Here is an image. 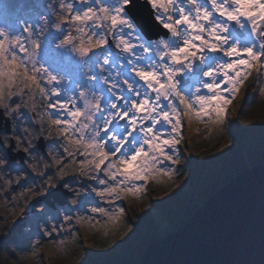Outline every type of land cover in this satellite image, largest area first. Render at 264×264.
<instances>
[{"label":"snow or ice","instance_id":"obj_1","mask_svg":"<svg viewBox=\"0 0 264 264\" xmlns=\"http://www.w3.org/2000/svg\"><path fill=\"white\" fill-rule=\"evenodd\" d=\"M39 20L0 28L8 237L21 217L121 232L122 201L179 170L185 120L223 131L264 78V0H51Z\"/></svg>","mask_w":264,"mask_h":264},{"label":"rangeland","instance_id":"obj_2","mask_svg":"<svg viewBox=\"0 0 264 264\" xmlns=\"http://www.w3.org/2000/svg\"><path fill=\"white\" fill-rule=\"evenodd\" d=\"M20 25L14 21L12 27L8 28L0 20V28L5 30H15ZM47 56L42 47L37 59ZM259 82L263 103L252 107L250 111L243 110L244 119H251L249 122L264 120V78ZM254 83L252 77H249V81L241 87L229 105L227 119L230 125L223 131L209 130L201 123L188 124L185 120L179 170L171 178L158 177L161 182L149 183L139 196H129L122 201L126 209L124 220L127 226L121 232L113 235L111 231L98 230L95 225H76L75 231L52 232L49 236L44 234L43 224L37 226V230L25 227L30 241L27 249L14 251L15 247L20 248V243L11 242L5 247L0 242V264H139L144 252L153 243L151 240L167 236L187 223L208 199H203L206 192H213V195L237 169H243V172L255 165L264 164L259 155L264 131L252 133L246 139L240 136L236 128L237 112L247 100L252 99L251 88ZM44 117L47 119L46 114ZM241 154L243 159L239 157ZM19 192L18 188L15 195L18 200H22ZM12 195L9 193V199ZM5 203V199L0 198V226L11 223L19 214L18 208L6 212ZM168 205L177 212L173 222L162 212L168 210ZM8 207L11 209V205ZM0 240L4 239L0 237ZM6 256L8 259H3Z\"/></svg>","mask_w":264,"mask_h":264},{"label":"water","instance_id":"obj_3","mask_svg":"<svg viewBox=\"0 0 264 264\" xmlns=\"http://www.w3.org/2000/svg\"><path fill=\"white\" fill-rule=\"evenodd\" d=\"M139 264H264V164L228 181Z\"/></svg>","mask_w":264,"mask_h":264},{"label":"trees","instance_id":"obj_4","mask_svg":"<svg viewBox=\"0 0 264 264\" xmlns=\"http://www.w3.org/2000/svg\"><path fill=\"white\" fill-rule=\"evenodd\" d=\"M51 2V0H0V20L4 27H12L14 21H18L20 24L25 23H31V24H39L40 20L39 17L44 15L47 12V5ZM42 61H45V64L48 66L52 63V61L47 56L46 58H41ZM261 83L258 81L254 83L253 88H251L252 99L247 100L243 106H241V109L237 112V118H236V128L238 129V133L242 138L248 139L252 133H255L257 131H264V120L263 118L261 120L257 121H250L251 119L246 118L244 119V112L243 110L250 111L252 107H255L256 105H259L262 102V96L260 93ZM27 99V98H26ZM37 103H39V97L37 96ZM249 107V108H247ZM42 111V110H41ZM42 115L43 111L41 112ZM248 120V121H247ZM264 133V132H262ZM55 134V132L53 133ZM260 159L264 160V142L262 147L260 148ZM243 159V154L239 156ZM243 169H237L233 171V175L228 178L225 182L227 183L231 179H233L235 176H237L239 173L242 172ZM225 183V184H226ZM202 188V187H201ZM206 197L203 198L206 200L209 198L213 192H206ZM171 205L167 206V209L165 211L163 210V214L166 216V218L173 222L175 220V215L177 214L176 210L172 209ZM9 228H6L5 226H0V237L4 240H0V242H3L1 245L7 247L9 243H20L19 247H15L13 250L16 251L17 249H27V246L29 244V238H28V231L25 229L32 228L37 230V225L31 224L26 217H23L21 220H19L18 224L16 225L15 230H12V236L8 237V232L10 229V222ZM7 224V225H8ZM34 232V231H33ZM38 234V233H37ZM4 235V236H3ZM17 240H20L19 242ZM155 238L151 240V242H154ZM11 250V252L13 251ZM5 260L8 259L3 258Z\"/></svg>","mask_w":264,"mask_h":264}]
</instances>
